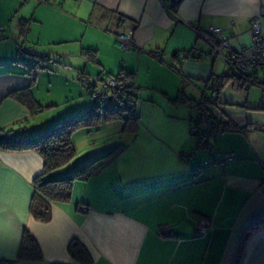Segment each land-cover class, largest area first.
<instances>
[{
    "label": "crops",
    "instance_id": "obj_1",
    "mask_svg": "<svg viewBox=\"0 0 264 264\" xmlns=\"http://www.w3.org/2000/svg\"><path fill=\"white\" fill-rule=\"evenodd\" d=\"M259 13L264 0H0V130L24 137L87 109L92 101L77 83L80 72L134 73L139 116L134 135L115 122L127 138L118 143L124 149L88 179L75 181L69 201L51 203L48 221L29 211L42 156L0 149V259H15L27 228L43 259L11 264L70 263L72 238L86 246L92 264H264V88H237L230 80L216 105L210 79L229 73L228 65L181 57L194 44L206 48L195 32L210 26L222 28L232 49L250 51L249 21ZM261 24L264 31V17ZM121 29H133L140 54L118 47ZM19 47L53 58L49 69L36 70L33 82L19 63ZM83 49L96 50L98 62L84 58ZM156 51L161 58L151 55ZM56 56L64 68L51 65ZM58 72L64 86L71 80L69 90L60 88L62 102L54 99ZM28 86L44 107L38 113L7 97ZM188 89L201 97L187 95ZM180 92L204 99L205 107L236 128L199 139L190 133L196 110L171 101ZM81 131L73 137L76 150V136L89 133ZM103 152L92 150L84 161L73 158L48 177L70 176ZM199 222L204 233L196 231ZM256 223L261 224L248 232Z\"/></svg>",
    "mask_w": 264,
    "mask_h": 264
},
{
    "label": "trees",
    "instance_id": "obj_2",
    "mask_svg": "<svg viewBox=\"0 0 264 264\" xmlns=\"http://www.w3.org/2000/svg\"><path fill=\"white\" fill-rule=\"evenodd\" d=\"M60 1V0H59ZM46 4V5H57ZM117 34V33H116ZM118 44V42H117ZM119 47V46H118ZM19 63L26 67V73L31 76L32 82L35 80L36 70L49 69V64L53 61L47 53L38 50H22ZM82 56L89 61L98 62L97 51L92 49H83ZM84 72L78 74V79L82 84V79L88 80L87 86L84 85L87 94L90 96L92 104L85 110L74 113L52 126H49L39 132L29 134L24 137L12 135V129L0 130V149L10 152L36 151L43 158V169L32 179L33 194L29 204L30 214L39 221H48L51 218V203L67 202L72 196V187L75 181L88 179L100 166L105 159L117 155L124 149V144H118L107 152L94 157L82 164L77 165L72 175L66 177L50 178L48 174L66 164H68L76 155V148L73 143L74 134L82 129L98 131L102 124L119 122L122 129L133 135L136 133L139 116L136 113V97L134 95V78L132 72L120 70L116 74H104L96 76L98 82H93L86 78ZM107 78L116 81L117 86H112L101 93L102 98L93 96V89L99 88L101 82ZM232 80L236 87L254 85L247 78L236 76L231 72L222 75H213L210 79V90L212 92L211 100L214 104L219 103V92ZM83 85V84H82ZM7 97L13 98L26 105L32 113H38L43 110L33 97L30 87L18 89L7 94ZM174 103L189 104L196 110L194 116L195 134L200 138L202 130L207 135L216 132L233 130L236 127L228 120H224L221 115L208 107H205L204 99L196 100L193 97H187L180 92ZM190 127V128H191ZM253 129L260 126L253 125ZM191 133V132H190ZM207 145V142L203 145ZM261 223L252 224L248 232L252 231ZM246 237L243 238L241 247ZM67 251L72 259L70 263L53 262L51 264H92V257L86 246L77 238H72L67 245ZM43 259L41 249L31 234L25 228L23 230L20 244L15 259H0V264H11L21 261H41Z\"/></svg>",
    "mask_w": 264,
    "mask_h": 264
},
{
    "label": "built area",
    "instance_id": "obj_3",
    "mask_svg": "<svg viewBox=\"0 0 264 264\" xmlns=\"http://www.w3.org/2000/svg\"><path fill=\"white\" fill-rule=\"evenodd\" d=\"M164 3L165 0H160ZM178 1V0H173ZM41 4H56L59 0H37ZM264 13H259L251 17L250 33L252 37L251 50L248 51L245 47L232 49L229 45V37L224 33L222 28L210 26L204 31H196V35L202 38L206 43V48H201L194 44L187 49L182 50L181 57L183 60L199 59V58H217L221 57L228 65L230 72L236 76L247 78L254 85L264 88V31H262L261 19ZM3 27L0 26V38L2 37ZM133 29H121L117 34V42L120 49L132 51L140 54L142 48L134 42ZM155 58H161L160 51L152 52ZM88 80L82 79V84H88ZM112 86H117V83L112 78H107L101 82L99 88L93 89V96L102 98L101 93L104 89ZM194 127L190 128L191 133H195ZM201 138H206L208 135L205 130L200 131ZM213 136L214 134H209ZM228 157V156H226ZM85 209V208H83ZM206 226L203 222H199L196 231L204 233Z\"/></svg>",
    "mask_w": 264,
    "mask_h": 264
},
{
    "label": "rangeland",
    "instance_id": "obj_4",
    "mask_svg": "<svg viewBox=\"0 0 264 264\" xmlns=\"http://www.w3.org/2000/svg\"><path fill=\"white\" fill-rule=\"evenodd\" d=\"M57 57L58 56H56V58H54L56 60V62H53L51 65L53 67L64 68L66 62L65 61L58 62L57 59L59 57L58 58ZM217 62H218V65L224 64V61H223V59L221 57H217ZM51 69L54 70L55 68H51ZM44 72H48L49 73V72H54V71L45 70ZM40 78H41V82L43 84L48 81V79H47V77L45 75L41 76ZM78 78L79 77L77 76V78H76L77 79V83L79 84V87L82 88V90L85 93L86 89H85L84 85H82L80 83ZM86 78L90 79L93 82H98L96 80V75L95 74H89L88 76H86ZM55 80H56V86L55 87L58 90L57 91L58 95L54 96V99H57L56 101L62 102L64 93L60 92V90H61L60 88H61L62 85L64 86L65 80L62 79V77L60 76L59 72H58V76H57V78ZM70 81L71 80H67V82H70ZM67 82H66V85L64 86V88H67L69 90V88H71V85L69 83H67ZM202 88H203V86H202ZM189 91L190 90L188 89V91L186 92L187 95L193 96L196 99H199L201 97V93L200 94L197 93L196 90L194 92H191V91L189 92ZM86 94H87V92H86ZM206 95H208V94H206ZM208 96H210V95H208ZM101 127H102L101 130H98V131L93 130V131H90L88 134L83 133L85 135L81 136V137L76 136L75 144H76L77 150H76V155H75V157L73 159L74 161H76L77 159H81L82 161H84V158L86 157V155H88V153H90V151H92V150H97L99 152H101V151H105L106 152L109 149H111L113 146H115L116 144L125 142L127 140V138H126V136L124 134L119 133L116 123L102 124ZM78 132H81L79 134H82L81 130L78 131ZM74 135H76V133ZM92 142H93V145H90ZM105 152H103V153H105ZM101 154H99V155H101ZM99 155H97V156H99ZM74 161H72V162H74ZM58 177H65V176H58Z\"/></svg>",
    "mask_w": 264,
    "mask_h": 264
}]
</instances>
